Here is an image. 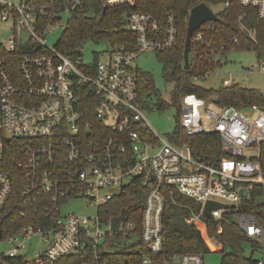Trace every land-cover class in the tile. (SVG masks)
<instances>
[{"label":"built area","instance_id":"2783aa9c","mask_svg":"<svg viewBox=\"0 0 264 264\" xmlns=\"http://www.w3.org/2000/svg\"><path fill=\"white\" fill-rule=\"evenodd\" d=\"M84 2L68 0L58 8L56 0H0V30L9 37H0V159L5 154L15 156L23 177V203H37L42 209L32 216L35 223L14 233L4 234L0 225L1 241L13 246L0 252V259L19 256L21 264H56L69 255L92 253L96 264H110L101 261L99 247L111 251L113 236H132L136 223L127 220V211L119 230L113 232L112 220H104L101 212L138 179L148 192L138 232L145 247L137 264H205L202 253L166 252V200L176 193L201 204L200 211H193L186 221L200 227L208 245V240L214 242L203 215L206 203L227 205L212 211L222 220L226 211H239L251 200V184L264 187V105L242 109L220 105L215 96H181V126L192 135L219 133L223 149L233 155L216 166L202 156L196 158L188 146L163 140L144 117L134 62L145 51L177 45L176 16L171 13L163 21L152 12L133 9L128 26L137 37L135 49L115 48L107 52V60L78 65L57 45L48 44L46 32L53 30L64 11L72 13ZM107 2L136 4V0ZM241 3L264 18V0ZM228 5L229 1L224 4ZM259 70L264 72V64ZM223 82L231 86L232 75ZM84 92L92 95L88 101L82 98ZM85 108H93L92 118H87ZM14 190L11 173L0 166V213L8 211ZM81 197L97 207L96 215L62 213L68 200ZM21 216L25 218L26 212L21 211ZM238 217L244 233L263 248L264 220L248 213ZM218 225L220 232L221 222ZM35 237L45 248L30 258L25 243Z\"/></svg>","mask_w":264,"mask_h":264},{"label":"trees","instance_id":"16d2710c","mask_svg":"<svg viewBox=\"0 0 264 264\" xmlns=\"http://www.w3.org/2000/svg\"><path fill=\"white\" fill-rule=\"evenodd\" d=\"M57 6L63 7L68 0H56ZM71 13V19L66 25L63 36L57 44L62 52L76 59L81 55V48L86 41L104 42L108 50L126 47L133 50L136 47L137 37L128 26V15L133 9L148 11L156 14L163 21L169 14L173 13L177 19L178 43L175 47L158 51V57L163 64V75L167 83L172 84L171 99L179 108L181 114V96L186 93H196L203 98L217 96L220 105L238 108H246L248 105H264V97L257 89L244 87L239 83L231 86H223L218 89L205 88L195 77L209 74L213 66L214 55L220 51L223 54L233 49L252 50L259 60L264 61V18L261 19L257 10L252 6H243L241 0H136L135 6L127 4L109 5L107 0H84ZM230 2L228 7L224 4ZM205 2L209 6L223 5L217 12L220 19L203 24L195 30L191 44L190 68L184 65V45L187 36L189 14L195 5ZM202 33L203 38H197ZM237 39L238 42L234 40ZM138 84L141 99L144 107L148 104L145 99L151 97L156 91L152 75L147 71L138 69ZM92 95L84 92L82 98L88 101ZM170 105L162 100L157 107L163 109ZM87 118L93 116V108H85ZM171 141L176 146L185 145L192 150L196 158L202 156L206 162L216 166L223 157L232 158L223 149V142L219 133H198L189 134L182 126L181 121L171 135ZM240 158V157H239ZM264 169V155L262 157ZM0 166L10 172L14 181V192L8 211L0 213V225L4 228V234L14 233L20 227L33 223L32 216L36 210L40 213L42 209L37 203L25 204L21 197L23 177L17 168L15 156L5 154L0 159ZM148 188L142 185L138 179L133 184L124 188L102 209L101 215L107 222L119 215L123 208L128 209L127 220L136 223L135 233L132 236L116 234L110 250L106 252L104 246L99 247V254L102 255V262L110 264H137L142 259L141 250L144 244L141 242L138 232L142 226V213L144 199ZM164 213V245L166 252L184 253L196 252L203 255L216 250L218 244L223 252L222 264H258V259L246 255L244 244L249 242L256 248L258 242L249 238L244 233L239 223V213L254 214L260 220H264V187L259 184H251V200L243 205L239 211L228 210L223 214L221 220V231L219 225L216 227L210 220L206 219L209 225L211 236L214 242L206 239L201 233L200 227L190 224L186 217L194 212H199L201 204L179 194L168 197ZM21 211L26 212V217L21 216ZM35 223V222H34ZM135 240H132L133 238ZM119 240V242H117ZM120 240H125L120 243ZM6 264H21V257H5ZM96 264L92 253L88 255H69L56 264Z\"/></svg>","mask_w":264,"mask_h":264},{"label":"rangeland","instance_id":"374dc122","mask_svg":"<svg viewBox=\"0 0 264 264\" xmlns=\"http://www.w3.org/2000/svg\"><path fill=\"white\" fill-rule=\"evenodd\" d=\"M215 12H218L223 5L210 6ZM60 20L52 25V29L46 32L47 42L50 46L57 45L62 38L63 31L71 19V12L64 11ZM0 37L7 40L9 37L3 30H0ZM108 47L104 42L97 43L93 41H86L81 48V55L76 60L77 64H93L98 58L107 60ZM220 51L214 55L213 66L208 70L210 72L206 77L201 76L194 79L195 82L200 83L208 89H218L224 86V79L232 75L234 83H239L244 87L257 89L264 97V72L259 70V65L264 64L259 60L256 53L252 50L233 49L226 54ZM134 65L141 71L149 72L153 77L156 91L152 93L151 97H146L145 101L148 103L144 108V117L163 140L171 141V135L180 124L181 117L179 108L173 103L171 99L172 84L165 81L163 75V64L158 57L156 51H145L140 54L134 62ZM254 66V67H253ZM166 100L170 105L159 109L157 105ZM211 109L216 108L215 105L210 106ZM202 112L204 109L201 108ZM172 142V141H171ZM230 203V202H229ZM233 206V203H230ZM63 214L74 213L76 215L94 216L97 213V207L92 206L84 197L73 198L64 204L62 209ZM204 218V217H203ZM134 237L132 240H135ZM123 243L125 240H120ZM112 239L108 240L111 243ZM119 242V240H117ZM26 254L32 258L36 253L41 252L45 248V243L39 238L35 237L26 243ZM208 245V244H207ZM12 245L6 240L0 242V252H9ZM264 248V247H263ZM255 247L253 244L246 242L244 250L247 256H253L260 262L264 261V249ZM218 249H210V252L204 254L205 264H222L223 252Z\"/></svg>","mask_w":264,"mask_h":264},{"label":"water","instance_id":"95a60500","mask_svg":"<svg viewBox=\"0 0 264 264\" xmlns=\"http://www.w3.org/2000/svg\"><path fill=\"white\" fill-rule=\"evenodd\" d=\"M189 20H188V26H187V36L185 40L184 45V65L186 66V69L190 68V54H191V44L192 39L195 34V30L200 28L203 24L207 22H212L220 19L219 14L215 12L207 3L202 2L194 6V8L191 9L189 14ZM216 102H219V99L217 97H214ZM219 208H227V205L225 203H222L220 201H208L203 209V215L204 217L208 218L211 223L216 227L221 220L219 218H215L212 214L213 210H217ZM128 209L123 208L121 213L115 217H113L111 220V230L113 232H116L119 230L121 223L124 221L126 213ZM2 238V229L0 227V242ZM0 264H6L3 259H0Z\"/></svg>","mask_w":264,"mask_h":264},{"label":"crops","instance_id":"0c3cea01","mask_svg":"<svg viewBox=\"0 0 264 264\" xmlns=\"http://www.w3.org/2000/svg\"><path fill=\"white\" fill-rule=\"evenodd\" d=\"M215 97H217V96H215ZM217 98H218V97H217ZM217 103H218V102H217ZM246 203H247V202L243 203V205H245ZM238 215H239V214H238ZM218 248H221V245L218 244L217 249H218Z\"/></svg>","mask_w":264,"mask_h":264}]
</instances>
